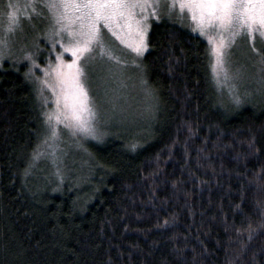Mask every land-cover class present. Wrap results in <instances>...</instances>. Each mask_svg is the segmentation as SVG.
Listing matches in <instances>:
<instances>
[{
	"label": "trees",
	"instance_id": "trees-1",
	"mask_svg": "<svg viewBox=\"0 0 264 264\" xmlns=\"http://www.w3.org/2000/svg\"><path fill=\"white\" fill-rule=\"evenodd\" d=\"M174 17L139 60L149 115L57 163L28 62L0 63V264H264V90L219 99Z\"/></svg>",
	"mask_w": 264,
	"mask_h": 264
},
{
	"label": "rangeland",
	"instance_id": "rangeland-1",
	"mask_svg": "<svg viewBox=\"0 0 264 264\" xmlns=\"http://www.w3.org/2000/svg\"><path fill=\"white\" fill-rule=\"evenodd\" d=\"M47 2L48 0H0V63L9 58L12 63L26 60L29 64V76L42 103L45 131L39 155L44 159L57 163L60 158H58L59 152L66 153L67 147L71 151L78 148L72 140L77 141L80 147H86L85 144L98 141L96 139L102 136L105 125L117 122L131 123L140 117L139 115H149L148 107L154 102L153 95L146 91L139 60L148 49L147 34L151 21H162L175 16L176 23L186 25L190 32L200 36L207 43L213 85L219 99L234 105L242 99L240 95L244 94L246 97L264 90V37L259 34L249 36L246 31H240L234 42L223 49L225 54L223 67L217 66L214 72L213 66L217 58L213 53V43L209 42L208 36L218 38V32L212 30L202 35L198 30L194 31L197 25L190 20L187 12L181 16L178 10L169 11L167 5L171 3V0H159L160 18L155 19L149 16L142 25L144 46L139 55L134 51L140 43V36L135 31L123 35L124 43H121L107 29L101 27L104 43L112 49L120 63H115L106 57L101 58L98 49H94L91 54L81 59V66L86 74L85 87L88 89L89 97L95 103L98 115L93 121L95 128L93 135L74 132L72 129L65 128L64 124H57L55 120L48 119L49 115L57 111V94L45 86L43 81L47 80L50 84H54L55 74L51 72V69L58 63L57 55L62 54L65 64L72 62L74 57L71 52H65L64 48L72 46L74 42L70 40L66 31L59 30L60 26L55 23L52 12L45 7ZM10 3L16 7H7ZM25 4L31 7L25 8ZM136 11L139 14V9ZM9 13L18 18L17 23H10ZM224 35L228 36V33ZM31 42L33 45L29 48ZM46 71L49 73L47 76ZM139 100L142 102L139 103ZM54 127L58 133L55 138L51 135Z\"/></svg>",
	"mask_w": 264,
	"mask_h": 264
},
{
	"label": "snow or ice",
	"instance_id": "snow-or-ice-1",
	"mask_svg": "<svg viewBox=\"0 0 264 264\" xmlns=\"http://www.w3.org/2000/svg\"><path fill=\"white\" fill-rule=\"evenodd\" d=\"M7 7L16 6L10 3ZM24 7L28 8L31 5L25 4ZM45 7L52 12L55 23L60 26L59 30L66 31L70 40L74 42L72 46L64 48L65 52H71L74 57L72 62L65 64L62 54L57 55L58 63L51 69L55 74L54 84L47 80L43 81L45 86L57 94V111L49 115L48 119L55 120L57 124L62 123L65 128L74 132L93 135L95 132L93 121L97 118L98 112L85 87L86 74L81 66V59L91 54L94 49H98L101 58L106 57L120 63L112 49L104 43L101 27L107 29L121 43H124L123 35L135 31L140 36V43L134 51L138 55L141 54L144 46L142 25L149 16L160 18L159 0H48ZM167 7L169 11L178 10L181 16L187 12L190 20L197 25L193 30H198L202 35L212 30L218 32V38L208 36L217 58L213 66L214 72L217 66L223 67L225 62L223 49L234 42L240 31H246L249 36L259 34L264 37V0H171ZM9 21L15 24L18 18L9 13ZM224 33H228V36ZM48 74L46 71L45 75ZM57 134L54 127L51 135L55 138Z\"/></svg>",
	"mask_w": 264,
	"mask_h": 264
}]
</instances>
